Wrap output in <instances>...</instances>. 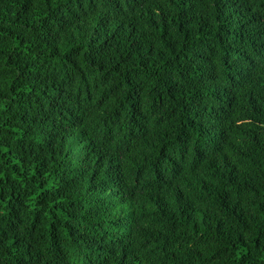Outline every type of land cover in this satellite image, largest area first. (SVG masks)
Returning a JSON list of instances; mask_svg holds the SVG:
<instances>
[{"label":"trees","instance_id":"16d2710c","mask_svg":"<svg viewBox=\"0 0 264 264\" xmlns=\"http://www.w3.org/2000/svg\"><path fill=\"white\" fill-rule=\"evenodd\" d=\"M0 264H264V0H0Z\"/></svg>","mask_w":264,"mask_h":264}]
</instances>
